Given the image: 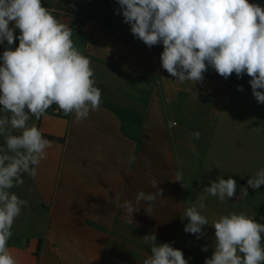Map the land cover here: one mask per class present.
I'll return each instance as SVG.
<instances>
[{
    "label": "crops",
    "instance_id": "crops-1",
    "mask_svg": "<svg viewBox=\"0 0 264 264\" xmlns=\"http://www.w3.org/2000/svg\"><path fill=\"white\" fill-rule=\"evenodd\" d=\"M93 1L42 0L46 8L67 7L81 17L75 30L70 16H56L91 60L102 97L99 109L80 122L55 104L29 121L61 141L50 140L36 175L22 174L23 183L10 189L28 205L14 221L9 252L17 264H143L151 254L143 237L154 233L157 244L180 249L188 264H204L214 251L211 225L220 216L245 212L264 223V185H243L264 168V104L253 96L246 73L225 79L208 66L200 82L176 81L161 66L162 43L148 47L134 37L117 0H101L111 17L89 10ZM249 3L264 8V0ZM18 44H0V56ZM197 131L199 139L192 136ZM177 172L185 186L175 181ZM229 176L237 182L236 196L221 203L202 192ZM153 179L162 197L146 213L147 202L137 204L136 196L157 191ZM125 201L137 209L131 224ZM193 204L209 224L199 239L184 231L183 215Z\"/></svg>",
    "mask_w": 264,
    "mask_h": 264
},
{
    "label": "clouds",
    "instance_id": "clouds-1",
    "mask_svg": "<svg viewBox=\"0 0 264 264\" xmlns=\"http://www.w3.org/2000/svg\"><path fill=\"white\" fill-rule=\"evenodd\" d=\"M124 22L130 24L134 37L148 47L163 44L161 66L180 83L203 80L211 66L227 79L233 73L251 77L253 96L264 104V8L249 0H117ZM42 0H0V44L9 46L19 40L14 50L6 48L0 60V264H17L7 247L12 226L28 201L11 192L23 183L22 174L36 175V167L46 159L51 141L34 124L52 105L65 116L74 113L75 121L88 118L99 109L102 91L97 87L91 60L74 46L73 30L53 15ZM12 25V26H10ZM19 29V36L15 30ZM243 91L242 86H238ZM27 109V111H26ZM19 132V134H14ZM192 136L199 139L200 133ZM193 152L196 149L193 146ZM183 186V174L176 180ZM155 192H139L136 203L147 202L150 213L162 189L151 181ZM248 186L258 190L264 185V168L248 179ZM237 182L231 176L219 177L203 193L225 199L236 196ZM243 197L248 196L245 188ZM205 196L199 207H205ZM122 208L132 223L137 211L132 202ZM187 233L202 235L208 219L193 204L185 210ZM215 245L204 264H264V223L245 212H230L213 221ZM156 235L143 237L150 245V255L143 264H188L183 252L170 243L157 244ZM207 251V247L202 248Z\"/></svg>",
    "mask_w": 264,
    "mask_h": 264
},
{
    "label": "rangeland",
    "instance_id": "rangeland-1",
    "mask_svg": "<svg viewBox=\"0 0 264 264\" xmlns=\"http://www.w3.org/2000/svg\"><path fill=\"white\" fill-rule=\"evenodd\" d=\"M42 4H45V3L42 2ZM110 4H112V2H110ZM50 9L54 10L53 12L54 16H60V15L70 16L72 18L71 21H73V23L81 20V17H79V15H77L74 11H72L71 9L67 7L53 6ZM88 9L94 12L97 17L107 16V15H109L110 17L112 16V12L108 11L109 9L103 6L101 0H94L92 5L89 6ZM116 9L118 10L119 7L117 6ZM73 23L71 24L72 28H73ZM1 114L4 115V113L2 112ZM254 202L255 200L253 201V203ZM262 245H264V240H262Z\"/></svg>",
    "mask_w": 264,
    "mask_h": 264
},
{
    "label": "trees",
    "instance_id": "trees-1",
    "mask_svg": "<svg viewBox=\"0 0 264 264\" xmlns=\"http://www.w3.org/2000/svg\"><path fill=\"white\" fill-rule=\"evenodd\" d=\"M46 139L51 140V141H61L60 139H56L50 136H45L43 135ZM259 213L262 214L263 213V207L260 208Z\"/></svg>",
    "mask_w": 264,
    "mask_h": 264
},
{
    "label": "built area",
    "instance_id": "built-area-1",
    "mask_svg": "<svg viewBox=\"0 0 264 264\" xmlns=\"http://www.w3.org/2000/svg\"><path fill=\"white\" fill-rule=\"evenodd\" d=\"M73 28H74L75 30H77V29L79 28V23H78V22H74V23H73ZM247 181H248V180H245V181L243 182V185L248 186Z\"/></svg>",
    "mask_w": 264,
    "mask_h": 264
}]
</instances>
